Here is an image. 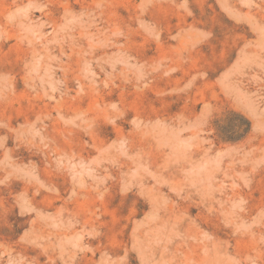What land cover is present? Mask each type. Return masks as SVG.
<instances>
[{"label":"rangeland","instance_id":"374dc122","mask_svg":"<svg viewBox=\"0 0 264 264\" xmlns=\"http://www.w3.org/2000/svg\"><path fill=\"white\" fill-rule=\"evenodd\" d=\"M0 264H264V0H0Z\"/></svg>","mask_w":264,"mask_h":264},{"label":"bare ground","instance_id":"6f19581e","mask_svg":"<svg viewBox=\"0 0 264 264\" xmlns=\"http://www.w3.org/2000/svg\"><path fill=\"white\" fill-rule=\"evenodd\" d=\"M14 25L18 28V30L22 31V34L20 35L21 38L30 39V42L32 41V39L29 38L25 33L24 27H26V23L24 21L18 20L16 23H14Z\"/></svg>","mask_w":264,"mask_h":264}]
</instances>
